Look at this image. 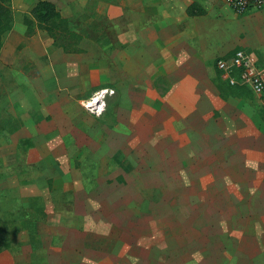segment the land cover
<instances>
[{
  "label": "rangeland",
  "instance_id": "1",
  "mask_svg": "<svg viewBox=\"0 0 264 264\" xmlns=\"http://www.w3.org/2000/svg\"><path fill=\"white\" fill-rule=\"evenodd\" d=\"M40 1L53 25L30 14ZM7 5L0 264H264V109L224 101L194 18Z\"/></svg>",
  "mask_w": 264,
  "mask_h": 264
},
{
  "label": "crops",
  "instance_id": "2",
  "mask_svg": "<svg viewBox=\"0 0 264 264\" xmlns=\"http://www.w3.org/2000/svg\"><path fill=\"white\" fill-rule=\"evenodd\" d=\"M128 6L143 9L144 26L156 25L164 12L169 18H176L180 11L186 17L194 18V58L218 56L230 59L237 51L250 55L260 68L264 69V9H251L241 15L235 14L224 0H127ZM148 10L149 15H146ZM180 10V11H179ZM158 12V15H156ZM187 12V13H186ZM133 15L137 11L132 12ZM147 13V14H148ZM138 16L140 14L138 13ZM140 18V17H139ZM138 18V19H139ZM140 20H136L139 23ZM144 33L147 34L144 30ZM225 88L224 101H244V96L232 95ZM253 95V93L251 92ZM260 104V100L253 95Z\"/></svg>",
  "mask_w": 264,
  "mask_h": 264
},
{
  "label": "built area",
  "instance_id": "3",
  "mask_svg": "<svg viewBox=\"0 0 264 264\" xmlns=\"http://www.w3.org/2000/svg\"><path fill=\"white\" fill-rule=\"evenodd\" d=\"M237 15L251 9H264V0H224ZM216 69L220 78L229 86H243L249 89L264 109V70L254 59L242 51H237L230 59H218Z\"/></svg>",
  "mask_w": 264,
  "mask_h": 264
},
{
  "label": "trees",
  "instance_id": "4",
  "mask_svg": "<svg viewBox=\"0 0 264 264\" xmlns=\"http://www.w3.org/2000/svg\"><path fill=\"white\" fill-rule=\"evenodd\" d=\"M8 2L9 0H0V37L1 34L5 31H8L10 29L11 26V14L10 11L8 9ZM30 14L32 15V17L39 23L42 22H48L49 24L53 25V21L54 19L58 18L57 12L55 7L49 3V2H38L30 11ZM42 28L51 31V26L50 27H45L40 25ZM216 64V63H215ZM215 69H216V65H215ZM217 74L220 76V72L217 71ZM225 83V82H224ZM226 85H228L227 83H225ZM227 88H229L228 90L231 92V94L236 95L238 97L240 96H244V94L246 95H251V91L249 89H247L246 87L243 86H227Z\"/></svg>",
  "mask_w": 264,
  "mask_h": 264
},
{
  "label": "bare ground",
  "instance_id": "5",
  "mask_svg": "<svg viewBox=\"0 0 264 264\" xmlns=\"http://www.w3.org/2000/svg\"><path fill=\"white\" fill-rule=\"evenodd\" d=\"M94 102H96L95 100H92L91 102H90V104H88V107H92L93 106V104H94ZM96 104V103H95Z\"/></svg>",
  "mask_w": 264,
  "mask_h": 264
}]
</instances>
